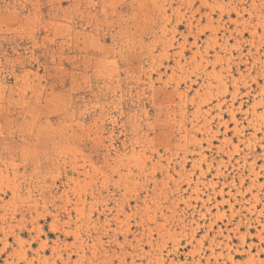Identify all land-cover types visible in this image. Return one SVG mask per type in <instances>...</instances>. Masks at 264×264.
I'll use <instances>...</instances> for the list:
<instances>
[{
    "label": "rangeland",
    "instance_id": "rangeland-1",
    "mask_svg": "<svg viewBox=\"0 0 264 264\" xmlns=\"http://www.w3.org/2000/svg\"><path fill=\"white\" fill-rule=\"evenodd\" d=\"M0 264H264V0H0Z\"/></svg>",
    "mask_w": 264,
    "mask_h": 264
}]
</instances>
